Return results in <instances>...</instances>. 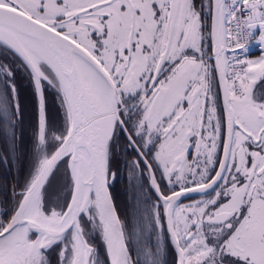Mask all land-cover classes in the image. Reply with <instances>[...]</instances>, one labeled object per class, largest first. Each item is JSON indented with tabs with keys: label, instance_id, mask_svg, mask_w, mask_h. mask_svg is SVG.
Here are the masks:
<instances>
[{
	"label": "snow or ice",
	"instance_id": "obj_1",
	"mask_svg": "<svg viewBox=\"0 0 264 264\" xmlns=\"http://www.w3.org/2000/svg\"><path fill=\"white\" fill-rule=\"evenodd\" d=\"M0 264H264V0H0Z\"/></svg>",
	"mask_w": 264,
	"mask_h": 264
}]
</instances>
